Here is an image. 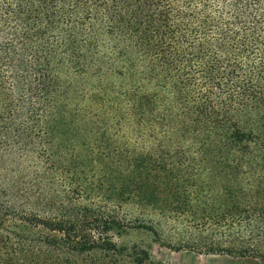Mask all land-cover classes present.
Instances as JSON below:
<instances>
[{"label": "trees", "instance_id": "16d2710c", "mask_svg": "<svg viewBox=\"0 0 264 264\" xmlns=\"http://www.w3.org/2000/svg\"><path fill=\"white\" fill-rule=\"evenodd\" d=\"M127 227L264 259V0H0V264H162Z\"/></svg>", "mask_w": 264, "mask_h": 264}, {"label": "rangeland", "instance_id": "374dc122", "mask_svg": "<svg viewBox=\"0 0 264 264\" xmlns=\"http://www.w3.org/2000/svg\"><path fill=\"white\" fill-rule=\"evenodd\" d=\"M121 215L127 217L135 216L140 213L132 206H122ZM142 213H146L145 211ZM12 227L25 230L18 221H13ZM167 234L179 231L180 227L176 224L167 225ZM113 240L127 250L138 251L144 249L149 254L151 262L162 264H264V259L253 255L238 256L224 253H204L191 248L173 250L161 245L146 228L127 227L120 232H114ZM175 236V235H174Z\"/></svg>", "mask_w": 264, "mask_h": 264}]
</instances>
